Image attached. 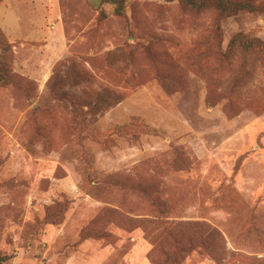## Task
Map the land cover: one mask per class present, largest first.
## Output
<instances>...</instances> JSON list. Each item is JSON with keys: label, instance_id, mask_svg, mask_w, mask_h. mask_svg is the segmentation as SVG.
Masks as SVG:
<instances>
[{"label": "rangeland", "instance_id": "1", "mask_svg": "<svg viewBox=\"0 0 264 264\" xmlns=\"http://www.w3.org/2000/svg\"><path fill=\"white\" fill-rule=\"evenodd\" d=\"M235 1L0 0L11 264H264V0Z\"/></svg>", "mask_w": 264, "mask_h": 264}, {"label": "trees", "instance_id": "2", "mask_svg": "<svg viewBox=\"0 0 264 264\" xmlns=\"http://www.w3.org/2000/svg\"><path fill=\"white\" fill-rule=\"evenodd\" d=\"M132 1L133 0H102L103 3H108L113 5L114 6L113 12L119 16H122L126 13L127 6ZM168 1H174V0H168ZM178 1L185 4L187 7L191 8L192 10H196V11H201L206 8H209L210 6H213L218 11L219 15L222 17L233 16L244 10H248V11L254 10L253 6L249 5L248 3L235 1V0H178ZM238 39L239 42L242 43L243 46L246 48L251 47L252 43L254 42V40H245L244 37L241 36V34H237L235 36V40H233L232 43H238ZM0 80L5 83L12 82V77L2 69V65L0 66ZM128 188H134V189L139 188L143 192L148 193V188L144 185H138V186L129 185ZM59 220H62V216L59 217ZM10 260H11V255L0 251V264H11Z\"/></svg>", "mask_w": 264, "mask_h": 264}]
</instances>
